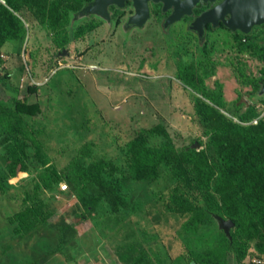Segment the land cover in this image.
<instances>
[{"label": "rangeland", "instance_id": "374dc122", "mask_svg": "<svg viewBox=\"0 0 264 264\" xmlns=\"http://www.w3.org/2000/svg\"><path fill=\"white\" fill-rule=\"evenodd\" d=\"M0 2V264H201L233 236L245 256L225 264L264 258L263 229L227 236L213 213L264 198V165L221 172L223 143L241 148L229 119L264 120V27L198 33L191 16ZM143 129L166 155L135 180L128 143ZM262 137L250 153L264 158ZM184 149L219 168L207 189Z\"/></svg>", "mask_w": 264, "mask_h": 264}, {"label": "trees", "instance_id": "16d2710c", "mask_svg": "<svg viewBox=\"0 0 264 264\" xmlns=\"http://www.w3.org/2000/svg\"><path fill=\"white\" fill-rule=\"evenodd\" d=\"M5 7L6 6L0 2V9ZM235 117L239 121H235ZM229 120L233 135L241 141V148L238 151H234L230 145L225 142L223 143L224 152L221 155L224 159V165L221 166V172L225 173L228 169L237 170L242 166L256 173L258 169L263 167L264 158L259 155H252L250 150L252 148L251 146L256 144V139L259 135H262L264 139V120L259 122L258 125L243 124L242 122H247L250 119L246 113L238 112ZM153 131L154 130L143 129L136 138H133L128 143V146L132 148L129 152L128 174L135 180L152 179V177L156 175L157 168L166 155V149L163 147H155L148 143L147 138ZM183 154L188 155L190 161L187 162L195 166L199 185L207 189L210 181L219 173V168L213 166L204 155H198L194 150L187 151V149H184ZM245 163H248V165L244 166ZM174 173L179 174V170L176 168ZM77 175L80 177L78 180H81L82 174L78 173ZM261 177L264 178L263 175ZM233 203V208L227 213L230 220L234 223L236 230L243 226H249V224H255L264 231V198H257L254 201H249L236 197ZM213 213L218 216H223L221 212ZM233 240V243H230L227 239L226 250L221 249L218 252H213V256L210 259L201 260L200 263L225 264L230 252H235L238 254V257L242 259L245 256V251L239 248L237 236H233ZM239 251L243 253H239Z\"/></svg>", "mask_w": 264, "mask_h": 264}, {"label": "flooded vegetation", "instance_id": "af4514ba", "mask_svg": "<svg viewBox=\"0 0 264 264\" xmlns=\"http://www.w3.org/2000/svg\"><path fill=\"white\" fill-rule=\"evenodd\" d=\"M184 1L185 0H122V1L121 0H108V1L88 0L90 4L89 6H93V8L98 7L97 10L93 9L92 12H98L101 14L104 13L103 15L106 14L107 16H109V19H111V17L114 16V14H115L114 17H116L118 15H121V13H123V16H126L123 19H128V20L131 19V20L136 21L134 18L137 14V8L140 7L142 9L144 5H147L148 16L146 19H148L153 12L163 14L166 19L165 21L167 23H173V22H176L177 20H180L181 18H184V17L188 18L189 16H191L190 17L192 20L191 24L193 28L196 30V32L198 33H201L204 29H207V28L214 29L217 27H223L232 32L234 31V30H231L229 27H227V25L225 24V22L227 20H230L231 18V16L228 13L214 12L213 16L211 17V21H210L211 23L210 22L203 23L202 21L198 20L204 14L213 11L215 8L221 5L224 0H198L192 6L191 11L189 13L182 14L181 17L176 19L175 21H169L176 7L178 8L179 11L187 12L186 7L182 6V3ZM101 6H103L104 9H102ZM136 22H142V21L137 20ZM263 27H264V24L256 25L252 27L251 31H253L256 28H263ZM238 31H234V32H238ZM249 33L246 35H250ZM243 42H247V39L243 38Z\"/></svg>", "mask_w": 264, "mask_h": 264}, {"label": "water", "instance_id": "95a60500", "mask_svg": "<svg viewBox=\"0 0 264 264\" xmlns=\"http://www.w3.org/2000/svg\"><path fill=\"white\" fill-rule=\"evenodd\" d=\"M197 1L198 0H185L182 3V6L186 7L187 12L179 11L176 7L169 21H175L176 19L180 18L182 14L189 13L192 6ZM101 7L104 9L103 6ZM97 8L98 7L93 8V6L87 7V9L90 11L93 9L97 10ZM214 12L228 13L231 18L225 22L227 27L234 31L239 30L244 34H248L253 26L264 24V0H224L221 5L215 8L213 11L204 14L198 20L202 21L203 23L210 22ZM147 16L148 7L147 5H144L142 9L140 7L137 8V14L134 19L136 21H143L147 18ZM215 218L218 220L225 234L229 236V230L234 226V223L231 220H225L219 216H216Z\"/></svg>", "mask_w": 264, "mask_h": 264}, {"label": "built area", "instance_id": "2783aa9c", "mask_svg": "<svg viewBox=\"0 0 264 264\" xmlns=\"http://www.w3.org/2000/svg\"><path fill=\"white\" fill-rule=\"evenodd\" d=\"M1 56H2V54H1ZM261 112H262V114L264 115V106H262V108H261ZM257 122L259 121V119L258 120H256ZM248 263L249 264H264V258H260V257H248Z\"/></svg>", "mask_w": 264, "mask_h": 264}, {"label": "bare ground", "instance_id": "6f19581e", "mask_svg": "<svg viewBox=\"0 0 264 264\" xmlns=\"http://www.w3.org/2000/svg\"><path fill=\"white\" fill-rule=\"evenodd\" d=\"M122 1V0H121ZM117 2V1H116ZM120 4V3H119ZM122 7V6H121ZM93 13V12H92ZM104 14V13H103ZM139 21V20H138ZM211 23V22H210ZM206 28V27H205ZM201 29V28H200Z\"/></svg>", "mask_w": 264, "mask_h": 264}]
</instances>
